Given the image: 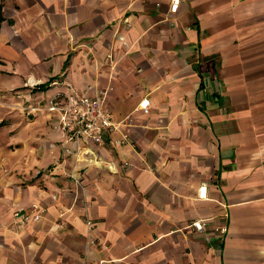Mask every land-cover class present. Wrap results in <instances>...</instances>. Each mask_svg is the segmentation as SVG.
Wrapping results in <instances>:
<instances>
[{
    "label": "crops",
    "instance_id": "0c3cea01",
    "mask_svg": "<svg viewBox=\"0 0 264 264\" xmlns=\"http://www.w3.org/2000/svg\"><path fill=\"white\" fill-rule=\"evenodd\" d=\"M71 91L128 142L16 108ZM0 264H264V0H0Z\"/></svg>",
    "mask_w": 264,
    "mask_h": 264
},
{
    "label": "built area",
    "instance_id": "2783aa9c",
    "mask_svg": "<svg viewBox=\"0 0 264 264\" xmlns=\"http://www.w3.org/2000/svg\"><path fill=\"white\" fill-rule=\"evenodd\" d=\"M179 4L180 0H170V12L176 13ZM29 85L31 87L35 86L34 83H29ZM16 108H20L23 112L35 114L56 113L58 126L65 143H76L82 146L92 144L98 147L106 145L107 142L118 146L125 145L128 142L127 135L118 130L119 123L113 120L105 96H85L71 91V93L63 97L53 98L47 107L28 104ZM135 111L148 114L150 111L149 100L147 98L142 99ZM129 122L130 119L128 117L127 120L122 121V124L128 125ZM114 135H119V137L114 139ZM201 196L204 195L201 194ZM12 216L19 225H22L30 220H39L41 213L31 215L25 209H16L13 211ZM191 226L196 231H201L203 223L194 221Z\"/></svg>",
    "mask_w": 264,
    "mask_h": 264
},
{
    "label": "rangeland",
    "instance_id": "374dc122",
    "mask_svg": "<svg viewBox=\"0 0 264 264\" xmlns=\"http://www.w3.org/2000/svg\"><path fill=\"white\" fill-rule=\"evenodd\" d=\"M258 69H260V70H261V68H258Z\"/></svg>",
    "mask_w": 264,
    "mask_h": 264
}]
</instances>
